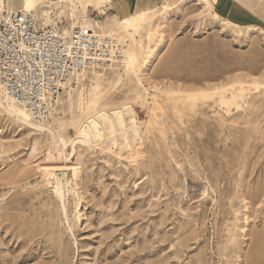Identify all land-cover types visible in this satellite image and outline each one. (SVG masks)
Segmentation results:
<instances>
[{
	"label": "rangeland",
	"instance_id": "374dc122",
	"mask_svg": "<svg viewBox=\"0 0 264 264\" xmlns=\"http://www.w3.org/2000/svg\"><path fill=\"white\" fill-rule=\"evenodd\" d=\"M165 1L112 35L139 52L135 68L68 86V168L0 108V264H264V28L226 22L215 0L218 19L203 0ZM102 6L88 18L125 19ZM62 10L59 28L82 21ZM110 117L103 138L79 137Z\"/></svg>",
	"mask_w": 264,
	"mask_h": 264
},
{
	"label": "built area",
	"instance_id": "2783aa9c",
	"mask_svg": "<svg viewBox=\"0 0 264 264\" xmlns=\"http://www.w3.org/2000/svg\"><path fill=\"white\" fill-rule=\"evenodd\" d=\"M127 45L83 28L65 34L43 27L33 12L13 11L6 2L0 13V86L36 120L46 122L72 75L123 67Z\"/></svg>",
	"mask_w": 264,
	"mask_h": 264
},
{
	"label": "bare ground",
	"instance_id": "6f19581e",
	"mask_svg": "<svg viewBox=\"0 0 264 264\" xmlns=\"http://www.w3.org/2000/svg\"><path fill=\"white\" fill-rule=\"evenodd\" d=\"M93 1H97L98 3H100V2H104L105 0H87V2L82 5V8L80 11L78 10L79 8L76 7V2H74V0H61L58 2H54V3L53 2L49 3L47 5L43 1H40V0H25V4L22 10L33 12L34 16L36 15L35 18L36 17L41 18V19L44 18V20L47 21V24L45 25L43 23H40L39 20H37L36 18V20L39 22V24H41V26L47 27V25L51 24L52 27L57 28L58 30L62 31L65 34H69L75 28H83V29L93 31L95 33H98L104 36H109V37H115V36H112L114 35V33L116 35L117 33L119 34V30L124 27L125 21H130L131 19L133 18L136 19L137 17V16H134L132 18L125 19V20H112L113 18L111 20L106 19L105 21L92 20L90 19V17L88 18V11H89L88 8L93 3ZM203 1H204V4L210 8V10L207 11L208 15L213 17L214 19H218L217 15L212 11L211 0H203ZM45 6L47 9H45ZM3 7L4 6L0 5V13L3 11ZM163 7L165 11H170L173 9L172 6H169V5H164ZM62 8H70L71 9L70 15L72 14L73 17H78V13L81 12L82 18L81 17L80 18L82 19V21L75 22V20H72V23L69 28H66V29L59 28L58 16L59 14H61V12H63ZM156 10L152 9L150 11L153 13V12H156ZM102 13L105 14L106 12L102 11ZM144 16L146 15L145 14L142 15L143 19L146 18ZM132 22L135 23L134 20ZM126 27H124V29ZM138 60H139V52L134 49L132 50L130 48H127L126 60L124 62V66L125 64H127V66L129 67L135 68ZM114 67H117V66L113 65L106 69H111ZM87 71H94V70H86V71L74 74L68 79L64 87V92L62 93L58 101L59 106L57 107L56 111L51 115L49 120L46 122L36 120L31 115L30 111L27 109L26 106L12 100L3 90V88L0 86V108H2L6 113H8L9 116L17 119L18 121H20L22 124H24L28 128L46 137H50L52 139V142L55 144L57 148L58 157L56 158V160L64 164L63 167H67V168H68V165L66 164L67 162H64L66 157L63 151H61L60 146H59L60 144H64L65 141L63 137L61 136V134H59V130L63 126V121H62L63 115H65L66 113L73 114L74 112L75 103H74L71 92H69L68 90V86H70V83L72 84V81L75 80L76 76L78 77L80 76L79 74H83ZM65 91H67L68 101H67L66 107H64L65 111L62 114L63 107L61 106H62V99L64 97ZM242 96H243V89H236V92L232 94V100L237 102L242 98ZM110 118H111V125H105V126H101L96 118L88 119L85 123L88 125L87 126L88 130L86 129V127H84L85 124L83 123L79 129V135H80L79 137L82 139L83 138L88 139L90 136L89 131L92 130L94 132L95 138L97 137L95 133L98 134L99 139L103 138L104 137L103 129L105 127H109V126H111L112 128L115 127V124H116L115 119L112 117ZM126 132L127 130H123L121 133H117V131H114L113 137L116 139L118 137H123L125 136ZM51 168H55V167H51Z\"/></svg>",
	"mask_w": 264,
	"mask_h": 264
},
{
	"label": "crops",
	"instance_id": "0c3cea01",
	"mask_svg": "<svg viewBox=\"0 0 264 264\" xmlns=\"http://www.w3.org/2000/svg\"><path fill=\"white\" fill-rule=\"evenodd\" d=\"M44 3H54L61 0H40ZM163 0H105L98 3L93 1V5H104L101 9L105 11H112L116 13V8L120 9L119 14L125 19L132 18L138 14H142L148 10L157 7ZM187 0H166L161 7L169 5L172 7L184 6ZM195 2L196 0H189ZM8 2L13 11H20L23 9L25 0H0V5L5 6ZM106 2V3H105ZM111 4L110 9L108 5ZM214 11L226 22L239 27H247L250 25L264 28V0H215L213 3ZM104 11V9L102 10ZM36 16V15H35ZM113 17L119 18L118 15ZM37 18V17H36ZM121 19V20H125ZM38 20V18H37ZM40 22V21H39ZM51 24L47 25L50 26Z\"/></svg>",
	"mask_w": 264,
	"mask_h": 264
}]
</instances>
